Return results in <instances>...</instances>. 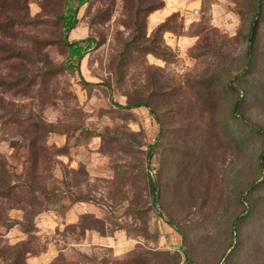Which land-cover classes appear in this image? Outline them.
I'll return each mask as SVG.
<instances>
[{
    "label": "rangeland",
    "instance_id": "1",
    "mask_svg": "<svg viewBox=\"0 0 264 264\" xmlns=\"http://www.w3.org/2000/svg\"><path fill=\"white\" fill-rule=\"evenodd\" d=\"M0 45V264H218L256 179L225 264H264V0H0Z\"/></svg>",
    "mask_w": 264,
    "mask_h": 264
},
{
    "label": "trees",
    "instance_id": "2",
    "mask_svg": "<svg viewBox=\"0 0 264 264\" xmlns=\"http://www.w3.org/2000/svg\"><path fill=\"white\" fill-rule=\"evenodd\" d=\"M86 1L87 0H77L78 4H84ZM70 11H71V9H70ZM76 12H77V9H74L72 13L62 15V16H60V18L63 20L64 26L66 27V35H65L64 41H66L67 45L69 46L70 56L72 58L76 57L78 60H81L84 56V52L88 48L86 45H83L82 43H88L89 39H84L82 41H69L67 39L68 31H70L73 28V25H74V22L76 19V14H75ZM262 16H263V6H262V3L260 1H257L254 18H253V21H252V24L250 27V31H249V47L247 50V58H246V64H245L247 69H252V67L254 66L255 45H256V41H257L258 29L261 25L262 18H263ZM7 51L10 52V50H7ZM11 51L14 52V50H11ZM70 66H73V65H70ZM240 76H241V73H240V75H237L236 77H240ZM231 85H232V82H230V80H228L227 87L231 88ZM140 105H146V104L137 103L134 106H140ZM241 105H242L241 100H237L235 103L234 110H233L235 120H238V116H239L238 113H239V109H240ZM151 111L154 114V116L156 117V119L158 120V122L161 123V119H160L159 115L157 114V112L153 108H151ZM38 125H37L38 128L41 130L40 133H42V134H44V133L49 134L51 132L57 131V130H55L54 127L47 126L43 122H39ZM249 125L251 127H253L254 129H256L257 132L260 133L262 135V137L264 138V128H262L258 125H255V124H249ZM155 148H156L155 144L150 145L148 156H151L153 154V151L155 150ZM259 159H260V169H261V172L263 174L262 176H264V148L259 155ZM262 182L263 181H261L259 179L253 180L245 188V190L243 192L244 202H245L244 212H243V214H240L239 216H237L235 218V220L233 221V227H232V233H231V243L229 245V249H231V252L228 253L227 255L224 254L222 259L219 261L218 264L229 263V260H231L234 257V254L236 253L235 251L238 247L237 246L238 240L236 239V237L238 236L240 225L246 217H248L249 215H251L253 213V208H254L255 203L252 200V198L254 197V194L256 193L257 189L261 186ZM150 185H151V190H152V195H153L152 196L153 202L155 203L159 200V195H160L161 191H160V188L158 186V183L152 178H150ZM167 222L178 233L183 235L182 230L177 225H175L171 220H167ZM18 224L19 223H17V225ZM26 225L28 227L30 225V223L26 224ZM235 235H236V237H235ZM233 250H234V252H233Z\"/></svg>",
    "mask_w": 264,
    "mask_h": 264
},
{
    "label": "water",
    "instance_id": "3",
    "mask_svg": "<svg viewBox=\"0 0 264 264\" xmlns=\"http://www.w3.org/2000/svg\"><path fill=\"white\" fill-rule=\"evenodd\" d=\"M189 263V258L186 259V263L185 264H188Z\"/></svg>",
    "mask_w": 264,
    "mask_h": 264
}]
</instances>
